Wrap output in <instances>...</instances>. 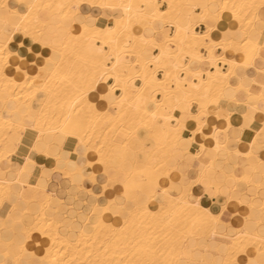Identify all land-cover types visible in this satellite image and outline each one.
<instances>
[{"label": "snow or ice", "instance_id": "6c2138e0", "mask_svg": "<svg viewBox=\"0 0 264 264\" xmlns=\"http://www.w3.org/2000/svg\"><path fill=\"white\" fill-rule=\"evenodd\" d=\"M0 8V264H264V0Z\"/></svg>", "mask_w": 264, "mask_h": 264}, {"label": "bare ground", "instance_id": "6f19581e", "mask_svg": "<svg viewBox=\"0 0 264 264\" xmlns=\"http://www.w3.org/2000/svg\"><path fill=\"white\" fill-rule=\"evenodd\" d=\"M10 1H13L17 5L20 4V2H21V0H0V5L9 4ZM256 2L259 3V0H256ZM221 23L226 28L229 24V20L227 18H225ZM29 44H31V41ZM16 46L19 47V42H16ZM12 72H13V75H15L14 69L12 70ZM48 243L49 242L47 241V239L44 236H42L38 232H36V233L32 234V238L28 241L27 247H28L29 251H34V252L42 254L43 251L47 248Z\"/></svg>", "mask_w": 264, "mask_h": 264}, {"label": "crops", "instance_id": "0c3cea01", "mask_svg": "<svg viewBox=\"0 0 264 264\" xmlns=\"http://www.w3.org/2000/svg\"><path fill=\"white\" fill-rule=\"evenodd\" d=\"M9 5L17 6V4L14 3L13 1H10V2H9ZM3 12H4V10L1 8V9H0V15H2ZM22 37H23V36H20V41H23V40L25 39L24 37H23V38H22ZM28 43H30V41H29ZM37 46H38V47H37ZM33 47H35V48H40L39 45H33ZM26 49H27V46L25 47V50H26ZM44 51H47V50H46V49H42V48H40V54H41V55L43 54ZM214 123L218 124L219 122H218V121H214ZM41 160H42V162L47 163L46 158H41ZM205 203H207V201H205ZM232 208H233V212L230 213V216L234 219V218H235V213H236V212H240V214H241V219H242V218H243V211H244L243 206H242V205H233ZM108 222H110V221H108Z\"/></svg>", "mask_w": 264, "mask_h": 264}]
</instances>
